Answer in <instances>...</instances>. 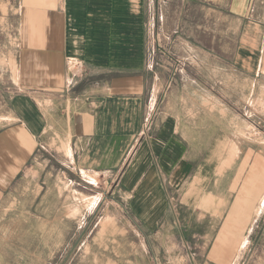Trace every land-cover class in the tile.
I'll return each instance as SVG.
<instances>
[{
    "label": "rangeland",
    "instance_id": "rangeland-1",
    "mask_svg": "<svg viewBox=\"0 0 264 264\" xmlns=\"http://www.w3.org/2000/svg\"><path fill=\"white\" fill-rule=\"evenodd\" d=\"M194 1L179 17L181 1L162 0V49L151 58L161 88L158 116L209 155L201 194L185 202V178L177 194L151 195L165 208L158 207L159 224L144 240L140 230L146 228L135 225L130 209L146 206L143 197L123 193L113 178L86 177L90 184L67 170L59 157L68 156V149L50 125L48 151L0 199V264H264V236L254 243L243 239L233 253L226 248L234 237L227 215L238 213L237 220L245 217L252 225L264 193V0H224L221 9ZM19 3L0 0V129L14 121L10 102L22 90ZM254 165L257 172H251ZM219 184L221 233H227L218 261L208 256L214 245L208 238L219 206L200 198ZM165 185L169 191L168 179Z\"/></svg>",
    "mask_w": 264,
    "mask_h": 264
},
{
    "label": "crops",
    "instance_id": "crops-1",
    "mask_svg": "<svg viewBox=\"0 0 264 264\" xmlns=\"http://www.w3.org/2000/svg\"><path fill=\"white\" fill-rule=\"evenodd\" d=\"M180 1L179 17L195 3ZM207 1L221 9L224 0ZM161 3L20 0L16 61L22 90L11 97L14 121L0 129V199L31 162L48 151L50 125L57 126L68 149V156L59 157L67 170L83 179L113 178L123 193L143 197L146 206L130 209L135 225L146 228L140 230L144 240L155 232L158 210L165 208L151 195H165V190L177 194L178 181L185 178L189 181L185 202L201 194L200 179L209 176V155L190 147L174 122L157 114L161 88L156 87L151 52L162 49ZM37 98L48 101V106H41ZM218 160L221 166V151ZM256 165L251 172H257ZM97 199L98 195L88 202ZM200 199L219 206L208 238L214 242L208 256L219 261L221 235L227 233H221V184ZM257 213L250 226L245 217L236 219L238 213L227 215L226 225L234 227L226 246L229 252L242 247L243 239L254 243L264 236V193Z\"/></svg>",
    "mask_w": 264,
    "mask_h": 264
}]
</instances>
